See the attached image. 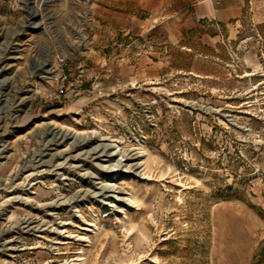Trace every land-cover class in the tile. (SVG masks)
I'll use <instances>...</instances> for the list:
<instances>
[{"label":"rangeland","instance_id":"obj_1","mask_svg":"<svg viewBox=\"0 0 264 264\" xmlns=\"http://www.w3.org/2000/svg\"><path fill=\"white\" fill-rule=\"evenodd\" d=\"M24 1L0 0V264H264V0L120 47L92 43L96 0H34L41 27ZM56 55L78 94L41 78ZM93 134L146 143L150 177H113L138 201L119 220Z\"/></svg>","mask_w":264,"mask_h":264},{"label":"crops","instance_id":"obj_2","mask_svg":"<svg viewBox=\"0 0 264 264\" xmlns=\"http://www.w3.org/2000/svg\"><path fill=\"white\" fill-rule=\"evenodd\" d=\"M95 5L92 43L102 46L113 45L117 36L147 30L180 39V33L201 25V19L224 22L243 12L241 0H96Z\"/></svg>","mask_w":264,"mask_h":264},{"label":"bare ground","instance_id":"obj_3","mask_svg":"<svg viewBox=\"0 0 264 264\" xmlns=\"http://www.w3.org/2000/svg\"><path fill=\"white\" fill-rule=\"evenodd\" d=\"M24 3L28 11L29 20L34 23V26L41 27V21L37 22L36 20H33L39 16L38 11L33 8L34 0H25ZM47 65L48 64L45 62L39 64V66L44 68L46 66L45 71L41 72V77H46L47 73L50 72V68H48ZM51 126L57 128V125L54 123H52ZM92 137L97 143L96 147L93 148V150L96 149L97 152H100V155L98 157H101L102 162H107L100 163V166H102L104 169H107L109 173L107 176V182H101V194L106 198V205L110 206L109 204H113L114 202V204L111 205L115 207L113 215L118 218L117 220H119V215H126L124 209L126 207H135L138 201L132 195V193L126 192L123 187L115 183L113 177L116 173L119 174L121 179H132L136 181H140L142 179H147L150 177L149 170L151 167L148 158L149 154L145 146L146 143L144 139L136 138L134 140L133 147H120L118 149L119 145L116 144L117 140L115 138L113 139L101 135L97 136L94 134L92 135ZM119 152L123 157H125L124 160L122 158H118ZM87 224L92 226V228L87 229L89 230V232L96 234L100 230V227L97 224L91 222ZM83 240L89 242L88 237L84 236ZM8 249L11 250L12 247H8ZM73 260H78L73 264H87V259L83 257H79Z\"/></svg>","mask_w":264,"mask_h":264},{"label":"built area","instance_id":"obj_4","mask_svg":"<svg viewBox=\"0 0 264 264\" xmlns=\"http://www.w3.org/2000/svg\"><path fill=\"white\" fill-rule=\"evenodd\" d=\"M90 1V0H89ZM117 46H124L121 41L115 43ZM130 46L129 44H126ZM82 58V54L81 57ZM68 57L65 55H56L52 66H50L49 73H47L46 78L48 82L54 87L51 92L53 98L66 97L67 93L78 94L79 90L83 87V82L87 76L86 68L80 64L75 65L74 68L69 67ZM97 79V76H94ZM99 83L93 80L91 85L85 90L90 92V88L94 89Z\"/></svg>","mask_w":264,"mask_h":264}]
</instances>
